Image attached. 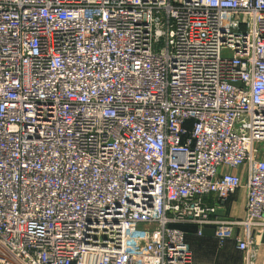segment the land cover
I'll use <instances>...</instances> for the list:
<instances>
[{
	"label": "built area",
	"instance_id": "built-area-1",
	"mask_svg": "<svg viewBox=\"0 0 264 264\" xmlns=\"http://www.w3.org/2000/svg\"><path fill=\"white\" fill-rule=\"evenodd\" d=\"M261 145L264 0H0V264H255Z\"/></svg>",
	"mask_w": 264,
	"mask_h": 264
},
{
	"label": "crops",
	"instance_id": "crops-1",
	"mask_svg": "<svg viewBox=\"0 0 264 264\" xmlns=\"http://www.w3.org/2000/svg\"><path fill=\"white\" fill-rule=\"evenodd\" d=\"M262 153L261 159L264 160V145H261ZM231 172H238V170H232ZM244 190L239 189L234 197L219 209L217 216L226 219L240 218L243 215L244 206ZM207 204L210 206H217V201L212 197L207 200ZM228 212V215H227ZM234 217V218H233ZM185 232L188 233V242L193 250V264H199L202 259L205 264H244V256L242 253L235 250L232 242H227L220 249L214 248L215 238L213 237V229L207 227L203 231L202 237L198 242L193 235L196 228H185ZM258 247L255 259V264H264V234L261 238H257ZM202 262V264H204Z\"/></svg>",
	"mask_w": 264,
	"mask_h": 264
},
{
	"label": "rangeland",
	"instance_id": "rangeland-1",
	"mask_svg": "<svg viewBox=\"0 0 264 264\" xmlns=\"http://www.w3.org/2000/svg\"><path fill=\"white\" fill-rule=\"evenodd\" d=\"M234 197V196H233ZM233 197H231L230 198V200L233 198ZM229 200V201H230ZM229 201H228V204H229ZM227 215H228V212H227ZM234 218V217H233ZM194 235V234H193ZM195 238L197 239L196 241L198 242V240L200 239L199 237H197V236H195ZM186 242H187V244L189 245V247H190V249H191V251H192V254H193V250H192V247H191V245L189 244V242H188V237L186 236ZM217 248V249H220L218 246H217V240L215 239V241H214V248ZM193 256H194V254H193ZM202 262H203V260L201 259L200 260V263L199 264H202ZM204 263V262H203ZM205 264V263H204Z\"/></svg>",
	"mask_w": 264,
	"mask_h": 264
},
{
	"label": "trees",
	"instance_id": "trees-1",
	"mask_svg": "<svg viewBox=\"0 0 264 264\" xmlns=\"http://www.w3.org/2000/svg\"><path fill=\"white\" fill-rule=\"evenodd\" d=\"M185 228H189V226H187V227H185V226L181 227L182 230H185ZM191 228H194V227H191Z\"/></svg>",
	"mask_w": 264,
	"mask_h": 264
}]
</instances>
